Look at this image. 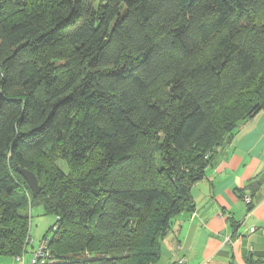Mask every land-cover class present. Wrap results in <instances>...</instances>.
Masks as SVG:
<instances>
[{
  "label": "trees",
  "instance_id": "1",
  "mask_svg": "<svg viewBox=\"0 0 264 264\" xmlns=\"http://www.w3.org/2000/svg\"><path fill=\"white\" fill-rule=\"evenodd\" d=\"M261 110L264 0H0V256L41 206L50 264H157Z\"/></svg>",
  "mask_w": 264,
  "mask_h": 264
},
{
  "label": "crops",
  "instance_id": "2",
  "mask_svg": "<svg viewBox=\"0 0 264 264\" xmlns=\"http://www.w3.org/2000/svg\"><path fill=\"white\" fill-rule=\"evenodd\" d=\"M191 195L193 211L174 216L161 240L157 264L264 261V110L218 148L217 158L191 187ZM37 246L26 247L22 260L2 255L0 264H28Z\"/></svg>",
  "mask_w": 264,
  "mask_h": 264
},
{
  "label": "rangeland",
  "instance_id": "3",
  "mask_svg": "<svg viewBox=\"0 0 264 264\" xmlns=\"http://www.w3.org/2000/svg\"><path fill=\"white\" fill-rule=\"evenodd\" d=\"M225 113L226 109L224 108L218 110L214 116L213 123L217 124L223 117H225ZM206 139H208V136ZM209 153L210 152L208 151V154ZM59 165L64 167L62 163H59ZM28 212L30 217V237L32 238L33 243L31 241L32 244L30 243L28 245L29 247L27 248H31V246H37L44 235H51L50 228L55 222V216L53 214L44 212L41 206H32L29 208Z\"/></svg>",
  "mask_w": 264,
  "mask_h": 264
},
{
  "label": "built area",
  "instance_id": "4",
  "mask_svg": "<svg viewBox=\"0 0 264 264\" xmlns=\"http://www.w3.org/2000/svg\"><path fill=\"white\" fill-rule=\"evenodd\" d=\"M246 203L250 202L249 197H244ZM32 238L28 236L27 243L31 242ZM49 242L47 238H42L38 246L31 253V258L28 264H50L52 262V253L48 246ZM16 260H22L23 254L15 256ZM257 264H264L263 262Z\"/></svg>",
  "mask_w": 264,
  "mask_h": 264
},
{
  "label": "water",
  "instance_id": "5",
  "mask_svg": "<svg viewBox=\"0 0 264 264\" xmlns=\"http://www.w3.org/2000/svg\"><path fill=\"white\" fill-rule=\"evenodd\" d=\"M21 174L27 181L32 193L36 194L40 190V186L38 184L36 175L32 171L27 170V169H22Z\"/></svg>",
  "mask_w": 264,
  "mask_h": 264
}]
</instances>
